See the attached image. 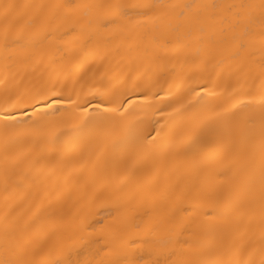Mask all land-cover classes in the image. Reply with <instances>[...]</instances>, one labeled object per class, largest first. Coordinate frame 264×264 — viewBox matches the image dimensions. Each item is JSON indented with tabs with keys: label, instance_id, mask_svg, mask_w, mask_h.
I'll return each mask as SVG.
<instances>
[{
	"label": "bare ground",
	"instance_id": "6f19581e",
	"mask_svg": "<svg viewBox=\"0 0 264 264\" xmlns=\"http://www.w3.org/2000/svg\"><path fill=\"white\" fill-rule=\"evenodd\" d=\"M105 2L0 0V33L10 31L27 43L50 26L65 37L45 41L39 49L0 48V110L9 108L30 123L40 117L30 106L20 108L19 101L37 90L55 87L75 100L95 86L133 93L137 103L152 105L143 110L150 116L163 102L153 93L166 99L169 93L206 85L251 101L223 118L221 126L231 129L235 149L209 146L198 171L184 157L149 158L125 185L115 186L103 179L110 163L100 152L69 154L64 146L31 134L20 138L5 164L0 136V264H41L59 259L68 249L95 250L106 244L110 251L102 257L119 264L140 256L147 264L149 252L162 264H264L259 172L242 166L240 156L242 139L261 122L264 49L235 55L230 24L239 5L258 6L262 0H182L200 12L191 37L184 32L105 34L108 42L99 46L86 44L80 35L88 19L83 8H62L53 19L56 5ZM250 11L261 13L259 7ZM9 98L17 108L6 103ZM254 155L259 158V141ZM181 206L199 211L177 215ZM101 216L109 217L106 227L80 231L86 220L94 223ZM117 225L120 230L106 236Z\"/></svg>",
	"mask_w": 264,
	"mask_h": 264
},
{
	"label": "snow or ice",
	"instance_id": "6c2138e0",
	"mask_svg": "<svg viewBox=\"0 0 264 264\" xmlns=\"http://www.w3.org/2000/svg\"><path fill=\"white\" fill-rule=\"evenodd\" d=\"M59 14L62 8H83L88 18L80 35L86 44L99 46L105 34L132 35L139 32H152L158 35H172L184 32L191 37L195 21L200 16L194 11L195 5L182 0H107L101 4L56 5ZM259 7V16L250 9ZM93 9H99L93 13ZM235 18L230 22L231 42L236 48L235 55L260 48L264 49V27L259 30L256 25H264V0L261 4H241ZM203 32V27L199 29ZM65 35H68L67 33ZM57 36L50 26L45 27L36 37L22 43L21 38H13L10 31L0 33V48L7 52L13 47L39 49L45 41L64 39ZM161 99L162 105L152 111L151 115L144 109L151 104L137 103V97L129 92L121 93L118 89L91 86L86 96L77 94L65 96L55 87L42 88L28 100L19 101L20 108L31 107L39 119L24 121L9 108L0 110V136L3 137L4 163L16 149L20 138L37 134L54 145H62L69 154L85 151L100 152L108 158L110 169H106L103 179L112 185H125L139 171L143 161L152 158L184 157L185 162L194 171H198L207 159V150L211 145H225L235 149L230 128L221 126L225 115L237 106L248 107L251 101H241L237 96L225 91L218 92L206 85L189 88L184 93H169L167 98L153 93ZM144 99L149 94H142ZM235 101V103H233ZM11 108H17L11 98L6 102ZM261 122L259 128L252 127L241 141L243 151L240 153L242 166L258 170L262 196H264V97L261 98ZM231 106V107H229ZM19 110V108H18ZM37 110H39L37 112ZM21 111V116L24 115ZM234 114V113H233ZM249 123H254L249 121ZM259 141V158H256V143ZM199 211V209H175L180 212ZM109 217L101 216L94 223L87 220L80 226L81 232L95 233L97 227H106ZM120 226H112L106 236L115 235ZM110 251L106 244L95 250L85 246L79 250L68 249L55 261H42L41 264H119L109 262L102 257ZM174 254V253H173ZM148 253L147 264H162L159 258L151 259ZM127 264H145L143 256ZM202 264H221L219 260H207Z\"/></svg>",
	"mask_w": 264,
	"mask_h": 264
}]
</instances>
